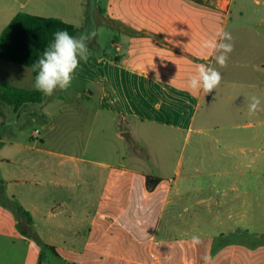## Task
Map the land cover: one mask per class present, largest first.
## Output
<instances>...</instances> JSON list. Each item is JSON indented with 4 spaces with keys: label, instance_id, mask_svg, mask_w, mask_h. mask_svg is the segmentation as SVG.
<instances>
[{
    "label": "crops",
    "instance_id": "crops-1",
    "mask_svg": "<svg viewBox=\"0 0 264 264\" xmlns=\"http://www.w3.org/2000/svg\"><path fill=\"white\" fill-rule=\"evenodd\" d=\"M29 1L9 0L1 6L5 26ZM253 3L259 5L258 0ZM234 5L235 0H104L101 15L98 5L95 23L111 30L116 53L107 59L104 51L98 56L89 50L87 61L81 60L86 69L79 65L73 77L83 86L81 97L92 102L88 119L113 127L109 137L93 135L94 145L87 135L74 150L45 148L38 129L28 135L18 132L27 116L34 120V104L15 109L0 101V126L5 130L0 144L10 150L5 158L9 195L15 209L27 214L17 211L21 233L23 227L30 228L33 239L51 253V259L39 261L144 264L145 254L155 258L157 251H170L168 242H156L161 221L182 218L186 197L174 178L144 169L146 162L158 163L144 150L147 133L167 127L169 141L182 135L186 142L193 139L190 163L203 152L207 135H251L233 136L238 148L264 141V31L257 29L264 26V14L256 15L259 10L254 8L251 20L233 21ZM249 8L241 0L237 13L242 17ZM75 27V36L84 33ZM222 30L233 37V51L223 68L212 50L202 47L205 40L217 41ZM6 62L0 60V70ZM200 64L222 74L219 86L207 94L187 88ZM252 96L260 99L261 110L249 116ZM135 123L138 133L133 136ZM106 139L111 143H103ZM124 140H132L131 148ZM220 141L226 142L217 138ZM145 176L164 181L148 191Z\"/></svg>",
    "mask_w": 264,
    "mask_h": 264
},
{
    "label": "rangeland",
    "instance_id": "rangeland-1",
    "mask_svg": "<svg viewBox=\"0 0 264 264\" xmlns=\"http://www.w3.org/2000/svg\"><path fill=\"white\" fill-rule=\"evenodd\" d=\"M6 2L9 0H0V8ZM258 2L256 6L253 0H246L249 11H244L240 17L237 11L241 0H235L232 20H251L254 8L259 10L256 15L264 14V0ZM98 5L100 12L97 11V14L101 15L104 0H31L25 9H18L17 12L69 21L80 28V23H83L85 27L80 32H97L94 41L92 39L88 43L89 50L98 56L104 51L109 59L116 53L110 44L112 32L95 23L93 12ZM5 23L6 19L1 17L0 11V32ZM257 29L264 31V26H257ZM80 66L86 69L83 62ZM0 82L33 88L31 70L10 62L1 68ZM83 92V86L72 81L68 90H58L51 97L44 95L42 104L31 106L36 112L34 120L30 121L31 117L27 116L22 125H18L19 135H28L38 129L44 136L43 147L52 150L77 149L78 143H84L87 135L92 137L93 145V135L109 137L113 127L104 123L95 124L88 119L92 102L88 103L90 98L81 97ZM131 126L134 136L138 127L136 123ZM3 131L0 126V135ZM207 136L203 152L197 153L194 156L197 161L190 163L193 139L186 142L182 135L176 142L169 141L167 127L144 135V150L147 148L158 162L155 165L146 162L144 169L174 178L179 193L186 197L187 206L182 218L171 219V223L164 218L161 221L156 242H168L170 251H157L155 258L145 254L144 264H264V141L238 148L231 142L232 137L246 138L251 135ZM217 138L226 142L217 143ZM103 143L110 144L111 141L106 139ZM132 144V140L123 142L130 148ZM0 150H4L3 157L0 155V264H46L39 258L49 260L51 253L35 239L21 233L20 216L13 206L16 201H12L9 195L8 161L5 158L10 150L4 143L0 144ZM129 164L133 162L129 160ZM175 207L177 205L171 210ZM220 235L232 236L235 241L222 244L213 251L216 238L225 241Z\"/></svg>",
    "mask_w": 264,
    "mask_h": 264
},
{
    "label": "clouds",
    "instance_id": "clouds-1",
    "mask_svg": "<svg viewBox=\"0 0 264 264\" xmlns=\"http://www.w3.org/2000/svg\"><path fill=\"white\" fill-rule=\"evenodd\" d=\"M217 35V41L205 40L202 47L211 49L216 63L223 68L226 67L228 56L233 51V37L231 33L223 30ZM96 36V31L81 33L79 36H72L66 30L56 31L42 56L32 65V71L37 73L33 87L46 97H51L57 90H68L81 60L88 59L89 41ZM221 80L222 74L216 68L200 64L196 73L189 76L187 88L192 92L202 89L207 94L216 89ZM260 105V99L252 96L248 104V115H255L261 110Z\"/></svg>",
    "mask_w": 264,
    "mask_h": 264
},
{
    "label": "trees",
    "instance_id": "trees-1",
    "mask_svg": "<svg viewBox=\"0 0 264 264\" xmlns=\"http://www.w3.org/2000/svg\"><path fill=\"white\" fill-rule=\"evenodd\" d=\"M58 30H66L72 36H75L79 31L72 24L57 18L18 12L0 33V60L29 68L32 73V84H34L37 73L32 71V65L42 56L44 49L53 40L54 33ZM112 60L118 61L115 58ZM43 96L44 94L34 87L21 89L0 83V101L13 106L15 109L24 104H41ZM163 181L158 177L145 176V187L148 191H151ZM17 211L27 216L20 208H17ZM22 234L35 238L28 227L22 228ZM220 238H224L225 241L216 238L213 251L222 244L235 241L232 236L220 235ZM49 250L52 249L49 248Z\"/></svg>",
    "mask_w": 264,
    "mask_h": 264
},
{
    "label": "built area",
    "instance_id": "built-area-1",
    "mask_svg": "<svg viewBox=\"0 0 264 264\" xmlns=\"http://www.w3.org/2000/svg\"><path fill=\"white\" fill-rule=\"evenodd\" d=\"M38 133V131H35V134H37Z\"/></svg>",
    "mask_w": 264,
    "mask_h": 264
}]
</instances>
